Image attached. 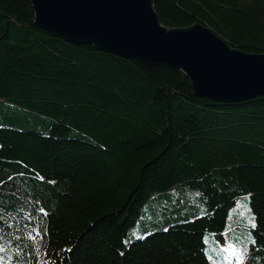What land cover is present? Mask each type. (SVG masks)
Segmentation results:
<instances>
[{
	"label": "trees",
	"instance_id": "trees-1",
	"mask_svg": "<svg viewBox=\"0 0 264 264\" xmlns=\"http://www.w3.org/2000/svg\"><path fill=\"white\" fill-rule=\"evenodd\" d=\"M153 3L166 27L264 53V0ZM244 194L242 264H264V95H196L180 70L69 42L30 0H0V264H213L205 238L224 241Z\"/></svg>",
	"mask_w": 264,
	"mask_h": 264
},
{
	"label": "water",
	"instance_id": "water-1",
	"mask_svg": "<svg viewBox=\"0 0 264 264\" xmlns=\"http://www.w3.org/2000/svg\"><path fill=\"white\" fill-rule=\"evenodd\" d=\"M30 2L34 22L56 36L180 70L196 95L232 102L264 95V53L232 47L200 23L166 27L153 0Z\"/></svg>",
	"mask_w": 264,
	"mask_h": 264
},
{
	"label": "rangeland",
	"instance_id": "rangeland-1",
	"mask_svg": "<svg viewBox=\"0 0 264 264\" xmlns=\"http://www.w3.org/2000/svg\"><path fill=\"white\" fill-rule=\"evenodd\" d=\"M248 201L249 195L244 194L230 210L224 241L205 238L206 254L213 264H237L235 257L227 250L229 245L245 253L250 239V229L254 224ZM226 256L229 259L226 260Z\"/></svg>",
	"mask_w": 264,
	"mask_h": 264
},
{
	"label": "snow or ice",
	"instance_id": "snow-or-ice-1",
	"mask_svg": "<svg viewBox=\"0 0 264 264\" xmlns=\"http://www.w3.org/2000/svg\"><path fill=\"white\" fill-rule=\"evenodd\" d=\"M41 211H43V209H41ZM252 226L255 227L254 224ZM33 231H35V229H33ZM36 235L38 236L40 235V233H36ZM30 238L35 239V237H32L31 234H30ZM138 238H143V237H138ZM227 250L230 252L231 256L235 257L237 264H242V261L244 258L243 253H241L238 249L234 248L232 245H229ZM3 251H4V248L0 246V252H3ZM225 259L227 260L229 259V257L226 256Z\"/></svg>",
	"mask_w": 264,
	"mask_h": 264
},
{
	"label": "bare ground",
	"instance_id": "bare-ground-1",
	"mask_svg": "<svg viewBox=\"0 0 264 264\" xmlns=\"http://www.w3.org/2000/svg\"><path fill=\"white\" fill-rule=\"evenodd\" d=\"M33 8V7H32ZM34 12V11H33Z\"/></svg>",
	"mask_w": 264,
	"mask_h": 264
}]
</instances>
